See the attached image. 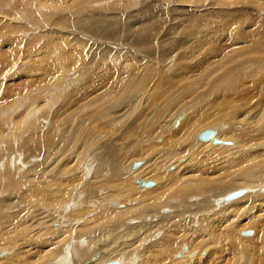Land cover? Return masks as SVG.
Wrapping results in <instances>:
<instances>
[{
	"label": "rangeland",
	"instance_id": "obj_1",
	"mask_svg": "<svg viewBox=\"0 0 264 264\" xmlns=\"http://www.w3.org/2000/svg\"><path fill=\"white\" fill-rule=\"evenodd\" d=\"M258 1L264 2V0H252V3H256ZM203 2H206L205 6L201 5ZM222 3H226L227 8L222 7L214 9L213 5H217V3H215V1L213 0H65L64 2H61L59 0H40L39 7L36 0H0V69L4 68V71L0 74V81H9L13 79L15 84H17V82L19 84V82L22 83V80L23 82L28 80L21 77L24 73V70L27 68V65L29 66L28 68H31L30 66H32L31 71L27 69V74L30 73L38 79H40V76L45 79V81H40L41 83H36V87L40 85L45 86V95H40L36 98L37 101L35 100L34 108H39L38 106L41 104L43 105V109L42 111L38 112L37 119L34 122H26L24 124H21L22 126L12 128L10 126V121L5 122L3 119H0V144H5L7 142L6 149L3 153L6 154V151L8 150V148L10 149L11 146L13 147L12 149L15 150V153H18V158L15 161L10 160L12 167H10V169H13L12 171L10 170V174L7 172V169L5 167H2L5 166V162L2 163V161L5 160L6 157L5 154L1 153V155L3 154V158H1L0 160V172L2 174L1 177L6 179L11 177L12 180H14L17 177V174L19 178L20 176L24 175L35 176L36 174H33V172H35L36 170L38 171L39 169L40 170L38 171V175H40L41 168L49 165L52 173H48L47 176H49V178L51 177V179L54 181V186L57 187L59 183H61L63 186L64 182L58 181H63L62 178H65L64 181H69V183H67L66 185V189H78L76 190V194L79 197L75 199L76 201L74 200V203L71 202L72 195L70 196V199L68 198L67 201H65L66 203L72 204L74 206L73 208L70 207L71 209L69 208L70 210H68L66 214H57L56 210L58 209L55 208V206L51 207L49 205H46L44 207H41V202L39 200L38 202L40 204L37 203L39 206L36 205V208H34V213H36L35 211L39 212L43 211L44 209L52 210L51 213H49L50 216L47 215L44 217L42 215V218H39L38 216L36 217V215L34 216L33 214L32 218L35 220V222H41L43 220L47 222L50 221L49 223L51 224L52 222H54V220L58 222L57 218L59 217L64 219V221H69L67 225L73 222L72 224L76 225V228H78L82 225H87L92 219L98 218L99 216H106V214L110 210L122 211L129 205L135 206V209L136 207L139 209L146 208L147 202L144 201H148L146 200L149 197L147 196L148 193L146 194V196H142V198H140V195L141 193L146 191V189H152V187L156 185V180L153 179L152 173L150 172L149 168L153 169L156 167L157 171L159 173L161 172L160 174L166 175L168 171L170 172H168L167 174L175 172L177 170H175V168L184 167L182 164L188 161L187 154H182L180 155L181 157H178L177 159L174 158V155H170L171 157L166 156L167 158L163 156V153H165L164 149H167L166 152L169 149V140L167 142L169 136L167 135V137L165 135L173 133L172 130L176 132L178 128H180L182 122L186 119L187 115H192L197 118H205L204 123H201L196 127L195 132H193V136L195 133L209 129L213 131L215 138L218 140V144L227 145L229 143L228 145L230 147L235 146L236 138H229L228 135L230 133L229 136L231 137L234 132L238 133V131L242 129L244 132L247 131L248 134L244 137L245 139H248L249 137H257L256 134H258V131L261 132L262 129L260 126L257 127L256 123L259 122V115L264 114V65L261 67V70L258 73V71L253 68L239 66V63L236 62V60L244 59L243 63L241 64L247 65L250 63H254L255 59L258 60V58L260 57V59H262L264 62V16H258L254 9L250 6L237 8L238 3L236 0H223L221 1V4ZM228 31L236 33L239 38H242L238 39V44H240L239 51L242 50L239 55H237L239 52L238 50H232V52L227 51L228 54L225 51H220V53L219 51H217L218 49H220L219 47L227 45V42L223 40L222 33ZM218 33L221 34L218 35ZM249 34L252 35L250 36ZM258 37L260 39L258 41L259 43L256 42ZM206 39H209L210 42H206ZM214 42L218 44V47H212L211 43ZM253 43H258L255 46L257 48L259 47V50L263 49V52L257 53L254 50H251L253 47L249 46ZM209 44H211V46ZM245 46H248V48ZM243 49L248 50L244 51ZM229 54L231 55L227 57V55ZM261 54H263V58L261 57ZM6 55H8V57H5ZM36 57L38 58V60ZM7 58H10L9 61ZM227 58L229 61H226ZM230 59L233 61H230ZM40 60L43 61V63L38 62ZM35 61H37L38 63H35ZM224 61L226 62V64L224 63ZM10 62H12V69H5V67H7ZM33 62L34 64H32ZM36 65H38L39 68L32 71L33 68H36ZM14 67H17V69H15ZM217 67L219 69H215ZM44 68H49L48 70L50 71L47 70V72ZM209 68H211L212 71ZM12 70L13 73L11 74ZM203 71L207 72L203 73ZM46 72L49 75L46 74ZM208 72H211V75ZM208 74L210 75V80ZM227 74H229L230 76L228 75L227 77ZM3 76H6V78L8 79L4 78L3 80H1ZM47 76L49 77L47 78ZM53 76L57 78L55 79L53 78ZM216 76L218 77L215 78ZM19 78L21 79V81ZM236 78L238 80H236ZM46 79L49 83L46 81ZM207 81H209L211 84ZM211 81L214 83L212 84ZM233 82L234 84L238 83V86L234 85ZM6 84L7 83H2L0 85V109L13 103V100L14 102L20 100V98L17 99V97L18 95H22L21 91L19 89V91L17 90V87H15L14 92L9 91L10 88H6ZM47 84H49L50 86L47 87ZM12 92L13 95L15 94V97L9 94H12ZM25 100L26 102H24ZM25 100L18 103L17 105H14L12 110L14 112H16L17 110H22L28 102L27 99ZM46 102H48V104ZM224 105L226 106L224 107ZM210 107L212 108V110ZM236 112H239V114ZM180 114L185 115L184 117L182 116L183 118L178 126L174 127V120ZM132 116L135 118H132ZM122 117L125 120H123ZM119 118H121L120 121L118 120ZM89 119H91V124L88 123ZM149 122H151L152 125H150ZM6 123H8V125ZM113 123H115L118 127ZM248 123L251 125H249ZM108 124L112 126H109ZM98 126L101 127V129H99ZM247 126L248 128L245 129ZM6 127H8L10 130H7ZM87 127H89V130H87ZM111 127L113 128L111 129ZM118 128L120 130H118ZM12 129H14L15 131ZM17 130L18 132H16ZM85 130L89 132L88 136H90L92 133V136H94L95 138V140H91V142L89 141L87 144L90 145L95 142L94 146L98 147L99 145L104 143L105 145L109 144V146H111L114 150L115 148H119L118 155L116 154V157L119 158V165L113 161L115 153L112 151L107 152L109 150H106L101 146L98 147V150L95 152V154L90 155L88 158L90 159V161L98 160V163L101 162L104 158L108 159L107 162H109V160L112 158L110 161L113 162H109L108 164L110 165L105 167L104 171L106 172L107 179H114L113 182L111 181V183H118H115L116 186H120L121 183H125L126 180L127 182H129V180L127 179L130 176V174H127L129 173V171L131 172L132 170L131 174H135V171L141 169V166L147 164L151 165L150 167L148 166L144 168L145 170L141 169L140 171H137L138 173L136 174L137 176L139 175L137 179H143V182H151V184L147 186L148 188H144V185L138 182L137 179L134 181L131 178L133 183L135 182V187L137 186L136 188H138L137 194H135L136 191H133L135 193H133L132 196H134L135 198H131V203L129 202V199H127L128 201L120 199L114 192L115 187L112 188L108 185H104L102 186L103 188L100 187L92 189L93 186H91L90 181L97 178L95 174L91 175L90 173V175H88L89 173H84L83 176L85 178L80 175L79 182L76 181L75 174L73 175L75 171L72 169V167L70 168V165L72 164L71 158H74V156L78 154L81 148L79 147V145H83L84 137H82V135ZM19 131L22 133L20 134ZM104 131L107 132V135ZM223 133L225 135L221 136V134ZM147 134L152 136H147ZM158 137H160V139H158ZM165 137L167 139H165ZM6 138L9 139L7 140ZM44 139H47V141H45ZM123 139L125 142L123 141ZM178 139H180V134H178V136L174 138L173 144H179ZM10 140L11 143L9 142ZM51 140L53 142H51ZM70 140L74 142H71ZM194 141L202 142L199 141L198 137H194ZM262 142L264 143V141L258 142V147L256 146V148L263 146ZM98 143L99 145H97ZM155 143L156 145H158L156 146ZM210 144L212 145L211 141ZM33 146L37 148L36 151L38 153L32 150L36 149ZM0 148H2L1 145ZM64 148L70 149L63 152ZM155 148L157 150H155ZM28 149L30 151L32 150L34 153L28 152ZM139 149L140 151L138 152ZM141 149L143 150V152ZM261 149H264V147H261L260 150ZM160 150L162 153L160 152ZM162 150H164V152ZM140 152L141 154H138ZM214 154H211L210 156H213ZM27 155L29 156L27 157ZM55 155L57 156L55 157ZM40 156L43 159H41ZM125 156H128V158H126ZM216 156L214 155L213 158H215ZM51 157L54 159H52L53 161L50 159ZM57 157L63 158L64 162L62 161L63 159ZM120 157H123V159H121ZM66 159H69V164L67 163V167L64 171L61 170L62 168H58V165H63L65 162H67ZM48 160L54 162L55 164L52 162L48 164ZM156 160L159 163V167L153 164ZM121 161L124 162L125 165L121 164ZM177 161H179L178 165L181 166L176 167ZM160 162L166 164L163 165L162 163L160 164ZM98 163H96V165ZM221 164L222 163L217 166L218 169L219 167L221 168V166H223V164ZM42 165L43 167H41ZM116 166H118V168L119 166H129L130 170H117L115 168ZM23 167L25 169L28 167L30 170L32 168V174L30 173V170H28V168L26 169V172ZM33 167L38 168L34 169L33 171ZM217 167H213V169L210 170L215 171ZM1 168L2 170H5L2 171ZM14 169H16L17 171H14ZM55 169L58 170L55 171ZM66 170L68 171L67 173ZM210 170L208 171L211 172ZM205 171L207 172V170ZM142 172L144 176L141 175V177L140 174H142ZM162 172H164V174ZM144 173H146V175ZM216 174L219 176L221 173ZM147 175H149V177L151 178H148ZM217 175H215V177H218ZM121 176L122 179L120 178ZM1 177L0 190H3V193L0 195V198L5 199L8 197L10 191L9 188H6V185L8 184L5 185L2 183ZM58 177H60L61 179ZM72 183L75 185V188H73ZM99 183H103V180H100ZM90 186L91 188H89L88 190V187ZM63 188H65V186H63ZM261 188H264V185H262ZM15 189L17 190V188ZM51 189L56 193V195L54 194V196H57L58 199H61L60 193L56 191L57 189L55 187H52ZM237 190H243L244 192L240 197H242L247 192H249L250 195V191H252L251 188H248L246 186H236L229 192L231 193ZM85 191H88V195ZM256 191H258V189ZM83 193H85L86 195H83ZM138 193L140 195H138ZM106 196L108 197L106 198ZM98 197L100 199H98ZM138 197L139 200H137ZM219 197L217 196L215 198L214 196L213 198L212 196L210 202L207 201L208 206L210 207V210H208V212L210 211L209 213L206 210L198 209L199 211L196 210L197 213L193 215L182 214L186 216L185 218L189 216L190 218L198 220L196 221L197 223L194 221L191 224V227L187 226L188 230L185 234H183V240L185 244H183L173 254V258H171V261L173 263L170 262V264H186V262L181 259L187 261V259L183 255L187 252L188 249V239L186 238L188 237L189 239L193 240V238H190L191 235L189 233L192 232L191 229H198V232L201 233V236H204L203 238H201L202 240L206 239V241L208 240L209 242H213V236L207 235L208 232L205 231L204 228H207L209 225H211L210 221L212 219L210 218H213L215 216L214 212L224 211V209L219 208L221 210H218L217 208L219 207V203L224 202L223 200L221 201L222 196L220 198ZM95 199H97L98 202ZM214 199L215 201H213ZM236 199H234L233 201H236ZM15 200V203L13 202L12 207H10L11 209L9 207L7 208V210L5 208V210L3 211H1L0 209V213L13 215V210L16 209L19 211L17 212L18 217H25L28 211H25V207H21V204L25 203L24 200L21 199L24 203H18L20 205L17 204V197ZM198 200H194L192 202H196V204L200 203V201ZM99 201L102 202L100 203ZM144 205L146 206L144 207ZM18 206L22 209L20 208L19 210ZM23 208H25V210H23ZM189 208L195 209L194 206H188L187 209ZM239 208L241 209L242 207L238 206V209ZM165 209L166 212H169H167L166 214L174 212H176L177 214V212H181V210L182 212L187 210L186 208V210L176 209V211L173 212V208H169L170 210L167 208ZM103 211L106 213H103ZM211 212L213 217H211ZM141 214L122 218L121 227H119L120 229L118 228V233L123 234L128 226H138L139 228L140 225L144 224L145 222H151L155 224V229L157 230H154L155 232H152L151 236H153H149L150 239H147L148 237L144 238L141 244L133 250V254L131 255V258L133 260L134 257L137 256L135 254L141 252V249L143 253L145 247H152L150 246L152 243L156 245V241L162 239L163 237L162 231L164 232V230L160 231V228L156 226L157 223H159V221L163 219L162 216L164 214H156V216L147 213ZM209 215L210 217H208ZM73 216L74 218L71 219V217ZM139 219H141L142 221ZM201 219H204L207 224H205V222L203 221L201 223L199 221ZM88 220L89 222H87ZM28 223L29 222H27L25 225H28ZM113 223H117V220H113ZM40 225L42 230L51 228L52 226V228H56L54 227L55 225L52 224L48 227H43L42 224H39V227ZM7 227L10 229L9 226ZM139 229L141 232L143 227H140ZM247 230H251L252 233H254L253 227H246L243 232ZM126 232L124 233L126 234ZM125 234L124 237H121L122 239L119 238V240L113 244L115 245L113 247L119 248L124 244L127 245L128 242L129 244L132 242V236H129V234H126L125 236ZM179 234L181 233L179 232ZM14 236L15 239L20 238L18 233L17 238L16 234ZM105 237L106 238L100 240L101 242H98L99 244L97 243V245L101 246L102 242L110 243L113 239V236L110 233H107ZM109 237L110 239H108ZM141 237L143 236L141 235L140 238ZM119 242L120 244L118 245ZM83 246L85 247V245ZM204 249L206 252H208L211 247L206 246V248ZM0 250H8L9 254L11 248L8 246H2L0 244ZM205 251L203 253H205ZM96 252L97 251L95 250V253ZM193 254L195 256L196 252H194ZM205 256L206 254L199 255V257L202 258ZM138 258L139 257H137V260ZM137 260L136 262L127 261L126 264H134V262L137 263ZM177 260L178 262L176 263L175 261ZM238 261L242 263V260ZM165 263V261L162 262V264ZM119 264H121V262ZM193 264H200V260L194 258ZM229 264H237V260H234Z\"/></svg>",
	"mask_w": 264,
	"mask_h": 264
},
{
	"label": "bare ground",
	"instance_id": "obj_2",
	"mask_svg": "<svg viewBox=\"0 0 264 264\" xmlns=\"http://www.w3.org/2000/svg\"><path fill=\"white\" fill-rule=\"evenodd\" d=\"M59 1L64 2L65 0H59ZM213 1H215V3H217V5H213V8L214 9L215 8H222V7L227 8L226 3H222L221 4V1H223V0H213ZM236 1L238 3L237 8H243V7L250 6V7H252L254 9V11L257 13L258 16H264V2L263 1H258L256 3H252V0H236ZM36 2H37V5L39 7L40 6V0H36ZM205 4H206V2L205 3L203 2L201 5H204L205 6ZM244 30H245V28H244ZM245 33H246V31H245ZM220 34L221 33H218V35H220ZM222 37H223V40L227 42V45H223V47H219L220 49L217 50V51H219V53H220V51H225V52H227V51H231L232 52V50H238L239 51L240 44H238V39H242V38H239L236 33H233V32H230V31L223 32L222 33ZM251 39H252V37H251ZM259 40L260 39L258 37L257 40H256V42H258ZM208 41H209V39L206 42H208ZM211 44H212V47H218L217 46L218 44L216 42L211 43ZM211 44H209V45L211 46ZM257 44L256 43L255 44L253 43L249 47L252 46L253 48L251 50H254L257 53L258 52H261L262 53L263 52V49L259 50V47L257 48L255 46ZM209 45H208V48H209ZM245 47L248 48V46H245ZM243 50L245 51V50H248V49H243ZM225 52H224V55H225ZM240 52H242V50H240L237 55H239ZM227 54H228V52H227ZM8 55H6L5 57H8ZM230 55L231 54L227 55V57L230 56ZM262 55L263 54H261V57L263 58ZM9 59H8V61H9ZM11 60H13V59H11ZM37 60H38V58H37ZM226 61H229L228 58H227ZM230 61H233V60L230 59ZM243 61H244V59L236 60V62L239 63V66H244L246 68L247 67L253 68L256 71H258V73L260 72L261 67L264 65V62H263L262 59H260V57L258 58V60L255 59V62L254 63L247 64L248 66L247 65H244V64H241V63H243ZM12 62H10V64L7 67H5V69H7V68H11L12 69ZM38 62L43 63V61H41V60L38 61ZM38 62L35 61V63H38ZM217 62H218V60H217ZM224 63L226 64L225 61H224ZM32 64H34V62ZM40 66H41V64H40ZM224 66H227V65H224ZM28 67L29 66L27 65V68L24 70V73L21 76L22 78L28 79V80H26L24 82L22 80V83L19 82V84H18V82H17V84H15V82L13 81V79L12 80H9V81L3 80L4 78H6V76H3L2 77V79H1V80H3L2 82L0 81V85L2 83H7L6 84V88L9 87L10 88L9 91H13L14 92L15 87H17V90L19 89L21 91V94L23 95V96L22 95H18L17 99L20 98V100H17L15 102L13 100V103H11L10 105H8V106L0 109V119H3L5 122L10 121L11 122V125L10 126L12 128L22 126L21 124H24L26 122H30V121L31 122L33 121L34 122L37 119L38 112L39 111H42V109H43V105H41V104L38 106L39 108H34V106H35V100H36V98L39 97L40 95H45V91H44L45 86L44 85H40V86L36 87V85L38 83H41L40 81H45V79L43 77H41V76H40V79H38L37 77H35L34 75H32L30 73L27 74V69L29 71H31L32 66H30L31 68H28ZM37 68H39L38 65H36V68H33L32 71L36 70ZM15 69H17V67ZM44 69H46V68H44ZM48 69H46L45 71H47ZM209 69L211 70V68H209ZM215 69H219V68L217 67ZM3 71H4V68L3 69H0V74ZM48 71H50V70H48ZM47 72H46V74H48ZM206 72L203 71V73H206ZM230 72H232V71H230ZM12 73H13V70L11 71V74ZM208 73L210 74L211 72H208ZM50 74H51V72H50ZM210 75H209V80H210ZM228 75L229 74H227V77H228ZM214 76H215V74H214ZM14 77H16V76H14ZM48 77L49 76H47V78ZM67 77H69V76H67ZM217 77L218 76H216L215 78H217ZM50 78H52V77H50ZM53 78H55V76H53ZM237 78H236V80H238ZM6 79H8V78H6ZM234 79H235V77H234ZM20 81H21V79H20ZM46 81H47V79H46ZM207 82H209V81H207ZM234 82H235V80H234ZM234 82H233V84H234ZM213 83L214 82H212V84ZM237 84H234V85H237ZM49 86L50 85L47 84V87H49ZM55 89H56V87H55ZM13 92H12V94L11 93H9V94L12 95L13 97H15V94L13 95ZM49 93H51V92H49ZM206 98H208V97H206ZM25 99H27V101H28L26 103V106L22 110H17L16 112H14L12 110L13 106L14 105H17L20 102H23ZM43 99H44V97H43ZM24 102H26V100ZM46 103L48 104V102H46ZM245 104H247V103H245ZM220 105H222V104H220ZM225 106L226 105H224V107ZM191 109H193V108H191ZM211 110H212V108H211ZM197 111H199V110H197ZM162 112H164V111H162ZM225 112H228V111H225ZM236 113L239 114V112H236ZM225 114H227V113H225ZM228 114H231V113H228ZM232 114H234V113H232ZM184 115L185 114H180L174 120L175 121L174 122V127H177L178 126V124L180 123V121L182 120V118L184 117ZM133 116H132V118H135ZM123 117H122V119H123ZM130 117H131V115H130ZM174 117H175V115H174ZM95 118H97V117H95ZM108 119H110V118H108ZM120 119L121 118H119L118 120L120 121ZM101 120H102V118H101ZM118 120H117V122H118ZM123 120H125V119H123ZM204 120H205V118H200V117L197 118V117H194L192 115H187L186 119L182 122L180 128H178V130L176 132H174V130H172L173 133H170V134H166L165 135V136H167V135L169 136V137L167 136L168 139L165 137V139H167V142L169 140V147H168L169 149L166 152L167 149H164L163 148L165 150V153H163V156L166 157V156L174 155L175 156L174 158L177 159L178 157H181L180 155H182V154H185L186 155L187 154L188 155V158H187L188 161L187 162L185 161L186 163H183L182 164L184 167L175 168V170L177 169L175 172H173V173L171 172V173L167 174L168 172H170V171H168L166 173V175L164 174V172H162L164 175L160 174L161 172L159 173L157 171V168L156 167L153 168V169L149 168L150 172L152 173L153 179L156 180V185L154 187H152V189H149V190L146 189V191H144L143 193H141V195L138 193V195L141 196L140 198H142V196L143 197L146 196V194L148 193V195H147V196H149L148 199H146L147 197L145 198L148 201H144V202H147V207L146 208L139 209V208L136 207V209H135V206L129 205L128 207H126V209H124L122 211H119V210L118 211H113V210L111 211L110 210L106 214V216H99L98 218L92 219L90 222L88 220L87 222H89V223L87 225H82V226H80L78 228H76V225L72 224L73 222H71L70 224L67 225V223H69V221H64V219L59 218V217L57 218V216H56L58 222L54 220V222L51 223L52 225H55L54 227H56V228H52L53 227L52 226L51 228L43 229L42 230L41 229V225L39 227V224H42L43 227L44 226H47L48 227L49 225L51 226V224L49 223L50 221L47 222V221H43L42 220L41 222H38V221L35 222V220L32 218V215L33 214H34V216L36 215V217L38 216L39 218H42V215L45 217V216L49 215V213H51V210L52 209L51 210L44 209L43 211H39V212L38 211H35L36 213H34V208H36V205H38L37 203H39L38 202L39 200L41 202V204L39 203L41 207H44L46 205H49L51 207L55 206V208L58 209V210H56V213L57 214H63V213L66 214V212L68 210H70L71 208H73L74 206L72 204L66 203L65 201H67L68 198L70 199L71 198L70 196L72 195L71 202L74 203V200L79 197L76 194V190H78V189H75V190L74 189H71V188L66 189V185H67V183H69V181L68 182L64 181L65 178H62L63 181H58V182H64V185L63 186H65V188H63V186H62L61 183H59V185L57 187L54 186V181L51 179V177L49 178V176H47L48 173L51 172V170L49 168V165L43 167V165H44L43 164L41 166L43 168H41L40 175H38V171L40 170L39 169L38 171L36 170L35 172H33V174H36L35 176H25L24 175V176H20V178H19L18 177V174H17V177L19 179L16 177L15 178L16 180L15 179L12 180L11 177H9L8 179L3 178V177H1L2 174L0 172V174H1L0 177H1L2 183L5 184V185L8 184V185H6V188H9V191H10L7 198H5V199L4 198H0V209H1V211L5 210V208L7 210L8 207L9 208L12 207V203L14 201H16L15 200L16 197L18 199L17 200V204L18 203H24L25 202L24 204H21V207L22 206L25 207L26 210H25V208H23V210L28 211L27 212V215L25 217L24 216L18 217L17 212H19V211L16 210V209H14V210L12 209L13 210V215H7V214H4V213H0L1 214L0 215V223H1L0 224L1 225L0 226V244L2 246H8V247L11 248V251H10L9 254H8V252H9L8 250H0V264H105V263H108V262L114 261V260L115 261H117V260L119 261V262L117 261V264H119L120 262H121V264H126L127 261L128 262H130V261H135L136 262L137 257H139L138 258L139 262L137 260V263L134 262V264H162V262H164V261L166 262L165 264H170V262H172L171 261V258H173V254L183 244H185L184 243V240H183L184 239V235L183 234H185L187 232V230H188V227L187 226H190L191 227V224L194 221L196 222L198 220V219L190 218L189 216L187 218H185L186 216H184L182 214L193 215V214L197 213L196 210H198V209L199 210L200 209L206 210L208 212V210H210L209 209L210 207L208 206V202H210V199H212V196H213V198H214V196L216 198L217 196L219 197V195H220V197L222 196L221 197V201L223 200L224 202H222V203H219L218 202L219 203V207H217V208H218V210L224 209V211L214 212V215H215L214 217H213L212 212H211V217H213V218H210V219H212L210 221L211 225H209L207 228H204V230L208 232L207 235L213 236V242H209L208 240L206 241V239H203L202 240L201 238H203L204 236H201V233L198 232V229H191L192 232H189V233L191 235L190 238H193V240L189 239L186 236L187 237L186 239H188V242L186 241L187 244H188V246L186 245L188 249H187V252L183 255L187 259V261L184 260V259H181V260H183L184 262H186V264H193L194 258H197L198 260H200V264H208V262H209V264H229V263H231L234 260H237V264H242V263L243 264H264V251H263L264 250V191H262V190H264V188H261V186L264 185V149H261L260 150L261 147L262 148L264 147V143L262 142L263 146H261L259 148H256V146L258 147V142L264 141V114H260L259 117H258V121L259 122L256 123L257 124L256 126L257 127L260 126L261 129H262V131L261 132L258 131V134H256V132H255V134L257 136L256 138H253V137H249L248 136L249 138L248 139L247 138L245 139L244 137L246 135H248V134H247V131L244 132L243 129L242 130H239L240 132L238 131V133L237 132H234L231 137L229 136L230 135V133H229V135H228L229 138H234V137L236 138V140H235V143L236 144H235V146H232V147H230L228 145L229 143L227 145H225V144H218L217 143L218 140L215 138L214 133H212V136H210L207 139H200L199 136H200V133L201 132L195 133L194 136H193V132H195L196 127L199 124L204 123ZM103 121H104V119H103ZM92 122H93V120H92ZM154 122H155V120H154ZM88 123L91 124V119L88 120ZM6 124L8 125V123H6ZM113 124H115V123H113ZM149 124L152 125L151 122H149ZM105 125H106V122H105ZM118 125H120V124H118ZM249 125H251V124H249ZM109 126H112V125H109ZM95 127H97V126H95ZM122 127H124V126H122ZM167 127H168V125H167ZM241 127H243V126H241ZM254 127H255V124H254ZM6 128H7V130L9 129L8 127H6ZM87 128L86 129L89 130V127H87ZM112 128L113 127H111V129ZM120 128H121V126H120ZM247 128H248V126L245 129H247ZM99 129H101V127H99ZM108 129H110V128H108ZM108 129H107V131H108ZM157 129H158V127H157ZM12 130H14V129H12ZM18 130H19V128H18ZM18 130L16 132H18ZM23 130H25V129H23ZM87 130H85L83 132V135H82V137H84V143H86V144L83 143V145H79V147H81V148H80L78 154L75 155L74 158H71L72 159V164L70 165V168L72 167V169L75 171L73 173V175L75 174L76 181L79 182L80 175L83 176L84 173H86V174L89 173L88 175H90V173H91V175H94L95 174V176L97 178L90 181L91 186H93L92 189H94V188H100V187H102L104 185H106V186L108 185V186H110L112 188L115 187L114 188V192L116 193V195H118V197L120 199H122V200L129 199L130 200L129 202L131 203L132 202L131 201V198L134 197V196H132V194L135 193L133 191H136L135 194H137V192H138V188H136L137 186L135 187V184H134L135 182L133 183L132 179L135 181L137 179V177L139 176V175L138 176L136 175L138 173L137 171H140L141 169L145 170L144 168H146L148 166L150 167L151 165H148L147 164V165L141 166L140 167L141 169H138V170L136 169L137 171H135V174H131L132 170H131V172L129 171L130 170L129 169V166L128 167L127 166H125V167L119 166V168H118V166H116L115 168L117 170H119V169L120 170H128L129 173H127V172L126 173L127 174H130V176L127 175V176H129L127 178L129 180V182H127V180H126V182L123 180L125 183H121L120 186H116L115 185L116 182L114 184L111 183V181L113 182L114 179H111V180L110 179H107L106 172L104 170H105V167H107V166L110 165V164H108L109 162L112 163L114 161L115 163H117L119 165V163H120L119 162V158L116 157L118 155L119 148L118 149L115 148V150H114L111 146H109V144L108 145L107 144L105 145L104 143H102V144L100 143L101 145H99V143H98L97 145L105 148L106 150H109L107 152H111V151L114 152L115 153V155H114L115 157H113L114 158L113 161H110L112 159L111 158L109 160V162H107L108 159H106V158H104L99 163H98V160L97 161H90V159H88L89 156L92 155V154H95V152L98 150V147L99 146L98 147L94 146V143L95 142L93 144H90V145L87 144L89 141L91 142V140H95L94 136H92L93 135L92 133H91L90 136H88L89 135V132ZM118 130H120V129L118 128ZM127 132H128V130H127ZM153 132H154V129H153ZM21 133L22 132H20V134ZM106 133L107 132H105V134ZM110 133H112V132H110ZM167 133H169V132H167ZM102 134H100V135H102ZM108 134H109V132H108ZM123 134H125V133H123ZM127 134H129V133H127ZM178 134H180V139H178L179 140L178 141L179 144L176 143L177 144L176 145V144H173L174 143L173 141H174V138L178 136ZM58 135H60V134H58ZM162 135H164V134H162ZM222 135H225V134L223 133V134H221V136ZM10 136H12V135H10ZM147 136H152V135H148L147 134ZM3 137H5V136H3ZM191 137H193V138H191ZM194 137H196V138L198 137L199 138V141H202V142H196V141H194ZM15 138H17V137H15ZM156 138H157V136H156ZM147 139H149V138H147ZM150 139H153V138H150ZM158 139H160V137H158ZM11 140H13V139H11ZM11 140L9 141L10 143H11ZM52 140H51V142H53ZM61 140H63V139H61ZM208 140H209V142H208ZM45 141H47V139ZM70 141L71 142H74L72 140H70ZM123 141H124V139H123ZM210 141H211L212 145L210 144ZM253 141H254V143H253ZM204 142H206V143H204ZM6 143L5 144H0L2 146V148H0V160H1V158H3V154H5L3 152L6 149ZM107 143H109V142H107ZM67 144H69V143H67ZM70 145H71V143H70ZM155 145H156V143H155ZM119 147H120V145H119ZM164 147H165V144H164ZM253 147H255V148H253ZM12 148H13L12 146L10 147V149L8 148V150L6 151L7 153L5 154V157L6 158L4 157L5 160L2 159L3 160L2 163L5 162L4 163L5 166H2V167H5L7 169V172L9 174H10V170H11L10 169V167H11V161H15L18 158V153H15V150L12 149ZM34 148H36V147H34ZM68 149H70V148H67V149L64 148L63 152L66 151V150H68ZM133 149H135V148H133ZM32 150L34 152H37L36 151L37 148L36 149H32ZM32 150L31 151L29 150L28 152H33ZM120 150H122V149H120ZM155 150H157V149L155 148ZM164 150H162V151L164 152ZM139 151H140V149L138 150V152ZM151 151H152V149H151ZM142 152H143V150H142ZM160 152H161V150H160ZM1 153H3V154L1 155ZM123 153H121V154H123ZM133 153H134V151H133ZM161 153H160V155H161ZM214 153H216L217 156ZM125 154H126V152H125ZM138 154H141V152L138 153ZM211 154H214L216 157L213 158L214 155L213 156H210ZM44 155H46V154H44ZM49 155H51V154H49ZM145 155H147V154H145ZM155 155H156V153H155ZM28 156L29 155H27V157ZM56 156L57 155H55V157ZM44 157H46V156H44ZM83 157H84V159H83ZM123 157L122 158L120 157V158L123 159ZM57 158H60V157H57ZM126 158H128V156ZM133 158H134V156H133ZM41 159H43V158L41 157ZM50 159L52 160L53 158L51 157ZM60 159H63V158H60ZM68 160L63 165H60V166L58 165V168H62L61 170H64L65 171V168L67 167V163L69 162ZM128 160H131V159H128ZM161 160H162V158H161ZM48 161H49V162H47L48 164L50 162H52L50 160H48ZM62 161L64 162V159ZM163 162H165V161H163ZM178 162L179 161H177V166L176 167L181 166V165H178L179 164ZM52 163H54V162H52ZM96 163H98V164L96 165ZM161 163L162 162H160V164ZM167 163H169V162H167ZM220 163H222L223 166H221V168L219 167V169H218L217 166ZM121 164H124L125 165L124 162H122ZM153 164L156 165V166L159 165V163L157 162V160ZM165 164H163V165H165ZM210 164H212V165H210ZM13 165H15V164H13ZM173 165H176V164H173ZM213 167H217L216 170L214 169L215 171H211L210 170V169H213ZM37 168L38 167H33V171H34V169H37ZM188 168H190V169H188ZM234 168H237V169H234ZM20 169H22V168H20ZM1 170H2V168H1ZM4 170H2V171H4ZM15 170L16 169H14V171ZM28 170H30V169L28 168ZM31 170H32V168H31ZM31 170H30V173L32 172ZM57 170L58 169H55V171H57ZM67 170H66V173L68 172ZM205 170H207V172ZM208 170H210L211 172H209ZM26 172H27V170H26ZM104 173H105V175H104ZM216 173H221V174L218 176ZM144 174L146 175V173H144ZM43 175H45V176H43ZM141 175L144 176L143 175V172H142V174H140V176ZM215 175H217L218 177H215ZM147 176H148V178H151V177H149V175H147ZM58 178H60V177H58ZM83 178H85V177L83 176ZM120 178L122 179V176ZM56 180H58V179H56ZM100 180H103V183H99ZM5 181H7V182H5ZM73 183H75V182H73ZM73 183H72V186H73V188H75L74 187L75 185ZM116 184H118V183H116ZM76 186H78V185H76ZM91 186L88 187V190H89V188H91ZM147 186H149V185H144V188H146ZM236 186L237 187H239V186L240 187L241 186H244L245 187L246 186L248 188H251L252 191H250L251 192L250 195H249V192H247L242 197H240L244 193L243 190H241V193L238 196H236L235 198L228 199V200L225 199V196L228 193H230L229 191L232 188L236 187ZM52 187H55L57 189L56 191H58L60 193L61 199H58L57 196H54V194L56 195V193H55V191H53L51 189ZM15 188H17V190ZM257 189H258V191H256ZM91 192H94V191H91ZM2 193H3V190L0 192V195ZM87 193H88V191L86 192V194ZM150 193H152V194H150ZM84 194L85 193H83V195ZM100 197H102V196H100ZM107 197L108 196H106V198ZM238 197H240V198H238ZM114 198H115V196H114ZM236 198H238V199H236ZM21 199H23L24 202H22ZM98 199H100V198L98 197ZM234 199H236V201H233ZM95 200L97 201V199H95ZM137 200H139V197H138ZM194 200H198V201H200V203H197V204H196V202L193 203L192 201H194ZM213 201H215V199ZM224 204H225V206H224ZM18 205H20V204H18ZM98 205H100V204H98ZM209 205H210V203H209ZM145 206L146 205H144V207ZM188 206L189 207L194 206L195 209H191V208L187 209ZM238 206H241L242 208L241 209L240 208L238 209ZM21 207L18 206L19 210H20ZM199 207H201V208H199ZM109 208H110V206H109ZM165 208H167V209L173 208V212L176 211V209L177 210L178 209L181 210V209H185L186 208L187 210L185 209L186 211H183V212L181 210V212H177V214H176V212L170 213V214H166L168 211L166 212V209ZM215 208H216V206H215ZM219 208H221V209H219ZM106 209H104V210H106ZM103 213H106V212L103 211ZM141 213H147V214H151V215H155V216H156V214H158V215L159 214H164L162 216L163 219L162 220L160 219L161 221H159V223L156 222L157 223L156 226H158V228H160V231L161 230H164V232L162 231L163 237H162V239L156 241L157 242L156 245H154L153 243L152 244L150 243L151 244L150 246H152V247H148V248L145 247L143 253H142V249H141V252H139L138 254H135L137 256L134 257V260H133L131 258V255L133 254V250L136 249L137 246H139L141 244V242L144 240V238H147L148 237L147 239H150V237L153 236V235L151 236L152 232L154 230H157V229H155V224H153L151 222H149V223H146L145 222L144 224H141L142 226L140 225V227H143V229H142L141 232H140V229H139L140 227L138 228V226H128L127 229H126L127 232L126 231H124V232H126V234H129V236L130 235L132 236L131 237L132 238V242L130 241L131 242L130 244L128 242L127 245L124 244L122 247H119V248L113 247V246H115L113 244L115 242H117L119 240V238H121L122 236L124 237V234H125L124 232H123V234H119L118 233V228L121 227L122 218H124V217L127 218V217L133 216V215H139ZM79 216H81V215H79ZM201 216H203V215H201ZM139 217H141V216H139ZM191 217H194V216H191ZM208 217H210V215ZM73 218H74V216L71 217V219H73ZM115 219L117 220V223H113V220H115ZM204 219H201L199 221L201 223H202V221L205 222ZM206 219H207V217H206ZM44 220H46V219H44ZM139 220H141V219H139ZM150 221H152V220H150ZM24 222H26V223L29 222V223H28V225H25L26 223H24ZM138 224H140V223H138ZM205 224H207V223L205 222ZM134 225H137V224H134ZM203 225H204V223H203ZM7 226H9L10 229ZM246 227H253L254 228V233H252V231L250 230V232H251L250 234H245L244 232H246V231L243 232V230ZM124 228H126V227H124ZM200 228H201V226H200ZM189 231H190V229H189ZM179 232L181 234H179ZM17 233L19 234V237H20L19 239L17 238ZM107 233L108 234L110 233L113 236V239L111 240V242L110 243H106V242L103 243L102 242L101 243V246L100 245H97L98 242H101L100 240H103V239L106 238L105 236H106ZM15 234H16V238L18 239V241H17V239L14 238L15 237L14 236ZM126 234H125V236H126ZM251 234H253V235H251ZM141 235L143 237L140 238ZM156 235H158V234H156ZM250 235H251V237H250ZM246 236H249V237H246ZM205 237H208V236H205ZM108 239H110V237ZM152 240H153V238H152ZM119 244H120V242L118 243V245ZM83 245H85V247ZM148 245H149V242H148ZM206 246H210L211 247V249L208 252H206L205 249H204V248H206ZM95 250L97 251L96 253H95ZM204 251H205V253H203ZM194 252H196V255L195 256L193 254ZM192 254H193V256H192ZM200 254L201 255L202 254H206V256L202 258V257H199ZM5 255H7V256H5ZM238 260H240V261L242 260V263H240ZM173 261H174V259H173ZM175 262L177 263L178 260L175 261Z\"/></svg>",
	"mask_w": 264,
	"mask_h": 264
},
{
	"label": "water",
	"instance_id": "obj_3",
	"mask_svg": "<svg viewBox=\"0 0 264 264\" xmlns=\"http://www.w3.org/2000/svg\"><path fill=\"white\" fill-rule=\"evenodd\" d=\"M212 133L213 131L212 130H209V129H206L204 130L203 132L200 133V139H207L209 138L210 136H212ZM138 182H141V184L143 185H150L151 182H143L142 180L138 179L137 180ZM241 193V191H234V192H231V193H228L226 196H225V199H233L235 198L236 196H238L239 194ZM245 234H250V230H247L246 232H244ZM105 264H117V261H110L108 263H105Z\"/></svg>",
	"mask_w": 264,
	"mask_h": 264
}]
</instances>
